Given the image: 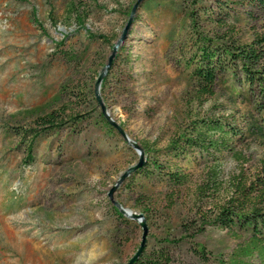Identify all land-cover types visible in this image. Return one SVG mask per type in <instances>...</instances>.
<instances>
[{"label":"rangeland","instance_id":"rangeland-1","mask_svg":"<svg viewBox=\"0 0 264 264\" xmlns=\"http://www.w3.org/2000/svg\"><path fill=\"white\" fill-rule=\"evenodd\" d=\"M71 1L78 0H0V264H127L142 241L140 224L119 218L108 196L139 155L103 126L92 94L77 96L86 85L94 87L112 48L62 23ZM82 1L91 10L87 28L115 37V44L138 0ZM203 3L217 14L209 0ZM192 8L182 0L141 1L116 53L123 46L130 53L131 77L118 67L105 99L101 89L100 95L142 148H163L197 119L220 120L237 131L233 150L220 155L218 189L208 187L215 163L195 152L181 160L161 158L170 170L189 174L181 188L135 173L114 194L123 207L144 215L146 253L169 239L176 262L218 264L247 236L204 222L236 197L239 182L264 181V113L257 108L258 90L248 91L240 71L221 70L211 92L202 90L192 73L199 57L193 30L220 47L252 43L264 34V6L231 8L224 27L202 12L190 15ZM50 11L61 19L56 27ZM64 35L62 49L77 55L70 63L55 47ZM65 106L81 120L43 133L29 164L26 143L36 119Z\"/></svg>","mask_w":264,"mask_h":264},{"label":"trees","instance_id":"trees-1","mask_svg":"<svg viewBox=\"0 0 264 264\" xmlns=\"http://www.w3.org/2000/svg\"><path fill=\"white\" fill-rule=\"evenodd\" d=\"M182 1L191 3V6L195 8H192L190 15L202 12V14L220 27L226 26L231 8L248 9L264 6V0H209L217 7V14H215V11L209 5L203 3L204 0ZM93 4H97L96 0H93ZM52 12L50 11L49 18L56 27L61 22V19L54 17ZM90 14V8L82 0L71 1L66 6L62 23L64 25H75L76 32L84 33L91 42L100 41L113 48L114 44L112 42L115 40V37L111 39L103 34H94L87 28L86 21L89 19ZM34 22L45 32V29L41 27V22L37 18H34ZM193 32L199 57L195 61L196 66L192 73L198 79V84L203 88L202 90L204 92H211L216 75L221 70L224 72L229 71L232 74L239 73L240 71L242 78L248 85V91L258 90L261 99L257 103V108L264 113V34L257 36L252 43L241 44L230 42L224 47H220L215 43V40L201 35L197 28ZM68 37V35H64L61 41L54 42L55 47L59 51L60 58L64 62L70 63L76 59L77 55L74 49L70 51L62 49ZM130 61V53H125V46H123L121 51L115 55L110 69L102 82L101 94L103 99H105L104 92L118 67H123L124 72L131 77L129 73ZM87 92L92 94L94 106H99L97 105L98 103L95 104L96 97L93 85H86L80 93H77V96L81 93L87 94ZM98 115L103 126L108 131L111 133L118 132L106 120L102 111ZM80 116V114L75 113L71 106L61 107L39 116L36 119L37 126L30 130L32 137L26 143L29 153L27 162L29 164L32 163L36 140L43 133L61 129L66 125L77 124L81 120ZM22 136L27 140V132ZM237 136V131H234L226 122L216 119H197L178 135L171 138L169 143L163 148H148L145 145L143 150L145 156L146 153L149 154V159L146 160L145 158L144 164L135 173L148 179L156 177L160 182L166 183L173 188H181L189 182V174L180 169L174 168L175 170H170L171 166L161 162V158L181 160L197 152L204 155L206 160L215 163L216 166L209 169L211 184H208V187L214 190L218 189L219 183L217 178L221 172L220 155L233 150L232 142ZM236 192V197L231 198L227 204L219 207L217 214L211 221L206 220L204 222V224H210L222 230H227L239 237L247 236L243 244H239L227 259H219L218 264H264V181L259 176L255 181L250 183L239 182L236 185ZM112 208L119 218H124L115 205ZM165 244L166 246L163 245L158 249L154 248L149 253H146L145 246L142 254L134 264H193L190 262H176L168 248L170 240L165 239ZM200 252L203 253V251Z\"/></svg>","mask_w":264,"mask_h":264},{"label":"water","instance_id":"water-1","mask_svg":"<svg viewBox=\"0 0 264 264\" xmlns=\"http://www.w3.org/2000/svg\"><path fill=\"white\" fill-rule=\"evenodd\" d=\"M143 0H138L135 5L132 8V11L130 13L129 19L120 35V37L117 39V41L115 42L113 48H112V53L108 58V62L107 64L102 68L101 72L99 73L95 85H94V90H95V97H96V101L99 104V106L101 107L102 113L104 115V117L106 118V120L113 126L115 127L118 132L123 136V138L125 139V141L131 145L135 151L138 153L139 155V160L136 164L130 166L126 171H124L119 179L117 180V182L115 183V185L111 188V190L108 193V196L111 200V202L113 203V205H115L118 210L120 211V213L124 216H126L127 218L136 221L138 224H140V226L143 229V235H142V241L140 246L138 247L137 251L135 252V254L130 258L129 262L127 264H134V262L139 258V256L142 254L146 244H147V235H148V226H147V222L146 219L144 217V215L142 213H137L131 209L125 208L123 207V205L121 203H119L118 201H116L114 199V194L117 191V189L119 188V186L129 177L131 176L133 173H135L137 171V169L139 167H141L144 164V160H145V152L143 150V148L134 141H131L127 135V133L125 132V130L110 116V114L107 112V109L102 101V97L100 95V89H101V85L102 82L105 78V76L107 75L110 66L113 62V59L118 51V49L120 48V46L122 45V43L127 39V36L129 35V31L132 27L133 24V18H134V14L136 12V10L139 8L140 3Z\"/></svg>","mask_w":264,"mask_h":264}]
</instances>
